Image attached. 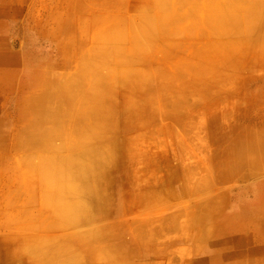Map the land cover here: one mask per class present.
Listing matches in <instances>:
<instances>
[{
  "label": "rangeland",
  "instance_id": "rangeland-1",
  "mask_svg": "<svg viewBox=\"0 0 264 264\" xmlns=\"http://www.w3.org/2000/svg\"><path fill=\"white\" fill-rule=\"evenodd\" d=\"M169 1L0 0V264H264V0H252L261 7L256 34L224 38L219 26L198 33L175 16L214 12L225 0ZM163 4L191 30L142 48L132 27L149 15L162 23ZM120 47L127 78L109 91L100 140L110 161L87 219L68 223L64 207L54 210L60 190L42 179L52 169L42 158L62 157L71 141L55 135L37 147L32 135L47 133L45 95L61 88L67 111L56 124L67 123L68 79L79 77L84 99L107 75L103 52Z\"/></svg>",
  "mask_w": 264,
  "mask_h": 264
},
{
  "label": "bare ground",
  "instance_id": "bare-ground-1",
  "mask_svg": "<svg viewBox=\"0 0 264 264\" xmlns=\"http://www.w3.org/2000/svg\"><path fill=\"white\" fill-rule=\"evenodd\" d=\"M238 1L239 0H225V4H221V5L219 4L220 7L219 6L218 7L222 11L221 14L219 12V15L216 12V11H219V9L218 8L214 9L213 8L214 6H213L212 8L216 11L212 12L213 11L212 9H210V11L213 13V15H215L214 13L216 12V15L214 17L211 14V12L205 14V12L208 8H203V10L201 11V14L199 16H198V14H193V16H195V17H193L191 14L186 15L185 12L182 13L183 10L181 11L180 8L178 10V8L176 7V9L178 11H181L180 12L181 15H178L181 18V20H179L178 16L174 15V14H176L177 10L173 11L174 12L173 15L175 16V18L177 17L179 23H182V21L185 19H190V22H186V23H189L191 26V21H192V26L195 27V29L197 28V30H196L197 32L203 30V29H201L202 26L205 27L206 25H208L207 28L209 30H214L216 33L218 26H219L220 30L218 29L217 32L221 35L220 37H222V38H224V36H226V35L228 36V35L233 34V33H235V36L239 35V34L240 35L245 34V36L246 35L248 36V34L251 35L252 30H255V34H256L257 28L260 26L259 23L261 20V17H260L261 16L260 15L261 7L257 8L260 6V3L258 2L259 5H258V3H255V2L253 4L252 0L251 1L247 0L248 2L245 0V2H241V3H239L240 1L239 2ZM164 2H165V0H164ZM169 2L170 1L168 0L167 4ZM251 3H252V5H251ZM256 4H257V7L255 6ZM226 5H228V7ZM165 7H167V8H165ZM168 8L169 7L165 6V5L163 8H159V9H162V12H160L161 10L159 11L158 8H157L158 10L153 9L154 12H155V10L158 11V13L160 12L159 13L160 17L158 16L156 18L159 19L164 14L169 15V13H167L168 10L166 11V9H168ZM222 8L224 9V11L222 10ZM225 8H227V12L229 14L225 11L226 10ZM171 11H172V8H171ZM190 11H192V10H190ZM223 12L225 13V15ZM238 12L240 14H238ZM158 13H157V15H158ZM244 13H246L248 15H246ZM177 14H179V13L177 12ZM183 14L186 17L190 15V17L185 18V16ZM209 14L212 15V17ZM217 15H218V17H217ZM220 15H222V16H220ZM238 15H239V17H238ZM244 15L247 17L246 18L247 20L242 21L241 18H245V17H243ZM149 16H146V18H145L146 21H144V19H142L144 22L143 21L139 22L136 26L132 27V29L134 30V34L136 33V36H134L135 41L140 46H141L140 42L142 40L140 37L144 38V40L142 42L143 47L141 46L142 48H146L147 45L150 46V44H148V43H151L150 41L148 42V40H150V38H152V40L155 39L154 41H156L158 36L160 38L167 37V33H169L168 37H169V35H170V37H171V35L174 36L175 33L176 34L177 33L182 34V32L184 33L185 31H182L184 27L182 28L181 26L187 27V25L185 23H184L185 25L182 24L181 26H177V25H180L178 23V21H176L177 19L173 21L172 19H174L173 18L174 16L169 15V17L166 16L165 18L168 20L170 18V16H172V18H170L171 20L170 19L168 20L171 28L175 25L174 26L175 31L172 29V32H170L171 30L166 29L167 26H169V23H166L168 21L165 20L164 16H162V18L164 20L162 18L159 20V21H163L162 23L161 22L160 23L159 22L154 23L153 18H151V19H153V21L151 22ZM191 16H192V18H191ZM142 17L144 18V16H142ZM182 17H183V19H182ZM193 18H196L197 21H195V19H193ZM214 18H218L220 20L224 19V21L222 20L223 22L222 21L219 22L218 19L216 20ZM191 19H193V20H191ZM205 19H207L208 21L210 20V22L206 21ZM239 20L242 22H240ZM170 21H173L172 24ZM175 21L178 23V24L176 23L177 25L174 24ZM193 21H194V25H193ZM224 22H226L227 26ZM221 23H222V25H221ZM223 25L225 27H223ZM233 25H236L239 29L237 28L238 29L237 30L236 26L234 27ZM220 26H221V28H220ZM228 26H231V27L228 29ZM191 27H189V28L187 27V29H190ZM198 27H200V28H198ZM171 28H168V29H171ZM176 28H177V32H176ZM178 28H179V30H178ZM232 28L233 29L235 28L234 31ZM224 29H226V30L224 31ZM205 30H207V29L205 28ZM166 31H169V32L166 33ZM180 31H181V33H180ZM187 31H189V30H187ZM214 31H212V32L214 33ZM173 32H175V33H173ZM258 32H260L259 29H258ZM198 33H201V32H198ZM253 33H252V36H253ZM233 35H230V36H233ZM125 38H126V35L124 33H121L120 40L125 39ZM234 39H236V38H234ZM234 39H232V40H234ZM226 40H224V41L226 42ZM230 40L231 39H229V41ZM144 41L146 42V44ZM236 41L237 40H234L233 42H236ZM161 42H160V44L163 46L162 43L164 41L162 43ZM167 42L170 44L171 41L170 42L165 41L164 46L162 47L160 45V47H158V48H166L168 46V45H165ZM230 42H229V45H230ZM233 42H231V43H233ZM144 44L146 47L144 46ZM227 45L228 44L226 42V47H228ZM233 45H234V43L232 44V46ZM232 46L230 45V47H232ZM168 47H167V49H168ZM120 48L121 49H116V48L112 49L111 48L112 50L108 49L105 52H103L108 57V59L105 61V63L106 64L109 63V65H107L108 71L106 70L107 75H109V76L105 75L106 74L105 73V74H102L103 77H98L99 79L93 78L96 82H94V80H93V82H92L93 84L90 82L91 84H89V86L87 85L86 91L87 92L89 91V93L84 94V96H86V97H84V99H83V96L81 95L82 85H84V84H82V82L76 81L77 78H79V77H76V78L73 77L76 80L72 79L71 77L68 79V83H67L66 87L64 88V90H66V91L69 90L70 95L72 93L73 101H71V107H70V110L68 111L69 112L68 122L63 124L62 126L56 124V121L57 120L59 121L61 116L66 114L65 112L67 111V109H66L67 106L65 105L63 107L62 100H60L61 97L59 95H62V94L59 92V90L61 88H58L56 90L54 96L51 95V93L49 95L47 93L45 95V100H44V103L46 102L45 106L41 108V112H44V114H45V122L47 121L49 123L45 127V129L47 130V133L46 134L43 133V134L35 135V136L32 135L33 138L38 140V141H34V143L37 144V147H48L50 140L55 138V135H56V137L60 136V138L62 137L65 140L71 141V142H69V144L67 143V151L64 155H62V157H59L58 155L55 154V155H53V157L52 156H47V157L45 156L42 158L43 159L42 165H52V169L42 170V174H43L42 179L43 180L47 179L48 181L55 183L56 188L60 190L59 192L56 193V196L54 197V204H53L54 210L59 211L60 209H63V207H64L66 209L65 211H67V216H65V217H67L66 219H68L67 222L69 221L71 223H74L73 221H76L78 219V217H80V216H83L85 219H87L86 217H88V212H91V210H90L91 206H93L95 204V198L97 196V193H96L97 187L95 185L96 176L99 172L100 167H103V165H104L103 163L107 164L106 161L107 162L110 161L109 160L110 158H108L109 156H111L110 152H109L110 148L108 150L106 149L109 146V144L106 142V144H107V147H106L103 145V144H105V142L103 144H101L102 141H100V140L102 139V135H104V137H105L107 134H109V133L104 132L108 126L105 127L103 125L104 123L102 124V121L103 122L107 121V120L110 121L109 120L110 117L108 119V116L112 117V114L111 115L109 114V113H112V110L109 111V109H112V108L107 107L108 106L107 104L109 103L108 102L109 101L108 96L112 95L111 93H112V91H113L112 89L114 87H116L117 85H123V83L125 82L123 80L127 78L128 67H127V63H124L123 61L128 60V58H122L123 55H126L122 49H124V50H126V49L124 47H120ZM109 50H111V51H109ZM133 51H134V49H133ZM106 55L103 54L101 56V59H105ZM133 55H139V53H133ZM114 64H117L119 67L115 69V67H113V66H115ZM117 69H119V70H117ZM82 72L84 73L83 70H82ZM82 72L80 75L83 74ZM82 77H84V76H82ZM82 80H83V78H82ZM66 88H68V90ZM72 89H73V92H71ZM109 89H111V90H109ZM91 90H93V91L91 92ZM94 91H96V92H94ZM109 91L111 93H109ZM111 97L112 96H110V98H109L110 101L112 99ZM106 100H108V101H106ZM51 102H52V104H51ZM110 103H112V102H110ZM110 103H109V106L112 105ZM97 107H100L101 112H102L101 115H100ZM120 110H122V109H120ZM92 119H99V122H101V125L95 126V128L89 127V125H90L89 123H91V124L93 123ZM105 125H107V124H105ZM43 127H44V125H43ZM38 129H41V127H38ZM38 129L37 130H31V131H38ZM41 131H43V130H41ZM107 132H109V131H107ZM104 133H106V135ZM105 138L107 139V137H105ZM105 138H103L104 140L103 139L102 140L106 141ZM96 139H97V141H96ZM98 141H100L99 143L101 145H103L101 147V149L99 147L100 144L95 143ZM113 143H111V144H113ZM30 144H31V142H30ZM113 145H112V147H113ZM110 147H111V145H110ZM105 149L107 150L106 152H105ZM61 154L62 153H59V155H61ZM99 155L101 156L100 158H99ZM56 156H58V157H56ZM48 157H51V158H48ZM108 164H110V163H108ZM109 167H110V165L107 167V170L109 169ZM106 174H107V172H106ZM75 179L80 180V182L79 183H73ZM89 182H92V185ZM61 183L65 185L66 195H64V196L59 195V194L63 193V188H62ZM60 184H61V186H60ZM75 184H77V185L75 186ZM85 193H87V194H85ZM88 198L91 199V201L88 200ZM61 201H63V202L61 203ZM59 202L61 203L62 208H61V206H59ZM100 202H101V200H100ZM104 207H106V205H104ZM57 214H58V212H56V215ZM58 217L61 220V218H62L61 214ZM96 217H97V214H96ZM86 226H89V224ZM83 227L79 226L78 228L77 227L76 228L78 230L79 228H83ZM94 227H96V226H94ZM94 227H92V229H90V228L89 229L93 230ZM89 229H86L85 231H90ZM74 230L76 231L75 228H74ZM74 230L72 229V232ZM96 232H98V231H96ZM79 233H81V232H79ZM91 235L92 234H90V236ZM57 259H59V258H57ZM72 259L70 258L69 260L71 261ZM70 261L68 264H70L72 262V261L71 262Z\"/></svg>",
  "mask_w": 264,
  "mask_h": 264
}]
</instances>
